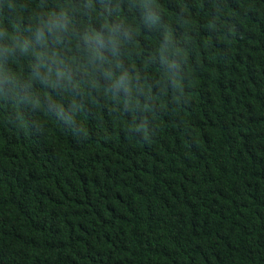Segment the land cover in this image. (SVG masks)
I'll return each instance as SVG.
<instances>
[{
	"label": "trees",
	"instance_id": "trees-1",
	"mask_svg": "<svg viewBox=\"0 0 264 264\" xmlns=\"http://www.w3.org/2000/svg\"><path fill=\"white\" fill-rule=\"evenodd\" d=\"M0 264H264V0H0Z\"/></svg>",
	"mask_w": 264,
	"mask_h": 264
}]
</instances>
